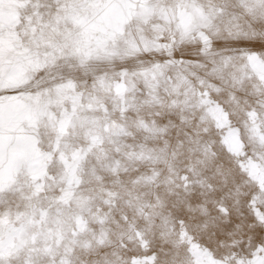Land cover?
<instances>
[{
	"label": "snow or ice",
	"instance_id": "1",
	"mask_svg": "<svg viewBox=\"0 0 264 264\" xmlns=\"http://www.w3.org/2000/svg\"><path fill=\"white\" fill-rule=\"evenodd\" d=\"M0 264H264V0H0Z\"/></svg>",
	"mask_w": 264,
	"mask_h": 264
}]
</instances>
